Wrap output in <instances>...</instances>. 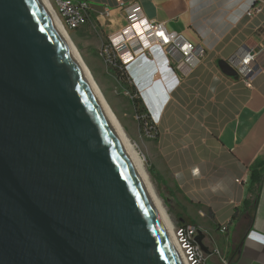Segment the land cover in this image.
<instances>
[{"label":"water","instance_id":"water-1","mask_svg":"<svg viewBox=\"0 0 264 264\" xmlns=\"http://www.w3.org/2000/svg\"><path fill=\"white\" fill-rule=\"evenodd\" d=\"M0 264H182L40 0H0Z\"/></svg>","mask_w":264,"mask_h":264},{"label":"crops","instance_id":"crops-1","mask_svg":"<svg viewBox=\"0 0 264 264\" xmlns=\"http://www.w3.org/2000/svg\"><path fill=\"white\" fill-rule=\"evenodd\" d=\"M86 1L105 41L124 54L125 73L157 129V172L174 189L178 223H197L204 247L217 244L229 264H264V0H119L123 9L117 0ZM251 8L258 11L248 18ZM147 22L181 34L203 56L192 69H177L152 44ZM70 33L82 37L80 29ZM250 52L248 80L240 62ZM257 163L261 181L251 186Z\"/></svg>","mask_w":264,"mask_h":264},{"label":"rangeland","instance_id":"rangeland-1","mask_svg":"<svg viewBox=\"0 0 264 264\" xmlns=\"http://www.w3.org/2000/svg\"><path fill=\"white\" fill-rule=\"evenodd\" d=\"M92 24L80 28L79 34L82 36L81 38H75L71 33H67L72 45L89 71L102 98L114 114L127 140L137 153L144 173L147 176L149 186L172 227L193 225L198 228V224L191 221L185 220L181 225L178 223L179 217L175 212V205L173 202L167 201V198L169 199V196L173 194L174 189L171 186L170 180L157 172L160 168V159L156 157L154 151V140L140 138L144 122H150L152 125L153 123L149 115L137 113V109H135L133 103L136 97L141 100V96L128 88L131 86L130 81L125 85L115 75V71L118 69H123L125 72V66L119 62L114 66L99 56V52L107 42L101 34L102 32H100L99 25L97 23L94 24V22ZM151 168L158 173V179L150 175L149 170ZM214 247L223 255L222 250L217 244Z\"/></svg>","mask_w":264,"mask_h":264},{"label":"built area","instance_id":"built-area-1","mask_svg":"<svg viewBox=\"0 0 264 264\" xmlns=\"http://www.w3.org/2000/svg\"><path fill=\"white\" fill-rule=\"evenodd\" d=\"M47 2L61 28L66 33L77 31L92 22V10L86 0H47ZM117 2L118 8L123 9L124 4L119 2V0ZM257 11L251 8L246 12V16L251 18ZM100 17L108 21L110 12L105 10L100 14ZM144 30L153 39V45L165 48L173 60L175 67L179 70L184 66L189 70L192 69L204 54L202 47L186 41L181 34L168 32L162 23L147 22L144 25ZM118 50L116 45L111 41H107L99 52V56L114 66H116L117 62L125 66V60H123L124 54H121ZM253 56L254 53L250 52L240 62L243 69L241 74L248 80L253 75V71L251 68H246V66L251 63ZM156 136L157 129L155 126L150 124V122H144L140 138L154 140ZM219 231L224 233L226 227H220ZM198 234V228L193 225H181L173 228V235L185 264H229L227 258L221 255L216 247L210 248L205 253L197 244L196 238Z\"/></svg>","mask_w":264,"mask_h":264},{"label":"bare ground","instance_id":"bare-ground-1","mask_svg":"<svg viewBox=\"0 0 264 264\" xmlns=\"http://www.w3.org/2000/svg\"><path fill=\"white\" fill-rule=\"evenodd\" d=\"M40 2L42 3L44 9L46 10L50 20L52 21L54 27L56 28L58 34L60 35L61 39L63 40L66 48L68 49L70 55L72 56L74 62L76 63L77 67L79 68L81 74L83 75L84 79L86 80L88 86L90 87L94 97L96 98L100 108L102 109L105 117L107 118L112 130L114 131L119 143L121 144L126 156L128 157L133 169L135 170L142 186L144 187L152 205L154 206L164 228L165 231L171 241V244L173 245L174 250L176 251L180 261L182 264H185L182 256H181V252L176 244L174 235H173V227L171 225V223L168 221L164 211L162 210L158 200L156 199V197L154 196L148 180H147V176L144 173L141 161L139 160L137 153L135 152V150L133 149V147L131 146V144L129 143V141L127 140L124 132L122 131L121 127L119 126L114 114L111 112L110 108L108 107V105L106 104V102L104 101V99L102 98L97 86L95 85V83L93 82V79L89 73V71L87 70L86 66L83 64V62L81 61L80 57L78 56L74 46L72 45L68 34L61 28L60 24L58 23L57 18L55 17V15L53 14L52 10L50 9L47 0H40ZM129 31H132L130 28L127 29ZM132 36V34H131ZM126 60V59H124Z\"/></svg>","mask_w":264,"mask_h":264},{"label":"trees","instance_id":"trees-1","mask_svg":"<svg viewBox=\"0 0 264 264\" xmlns=\"http://www.w3.org/2000/svg\"><path fill=\"white\" fill-rule=\"evenodd\" d=\"M115 73H116V74H115L116 77H117L118 79H120V80L122 81L123 84H125V85L128 84L129 79H128V77H127V75L125 74V72H124L123 69H120V70L118 69V70L115 71ZM128 88H130L132 91H134L132 86H129ZM133 104H134L135 109H137V113H145L146 115H148L147 112H146V110H145V108L142 106V103H141L140 98L136 97V98L134 99V103H133ZM261 166H262V163H257V164L255 165V167L252 169V171H251V175H250L251 186H253V185H258V184L260 183L262 175H261V173H258L257 170H258V168H260ZM149 173H150V175L153 176L155 179H158V173H156V172L154 171V169L151 168V169L149 170ZM167 201H171V202L174 203V201H173L171 195L169 196V199L167 198ZM174 205H175V204H174Z\"/></svg>","mask_w":264,"mask_h":264}]
</instances>
